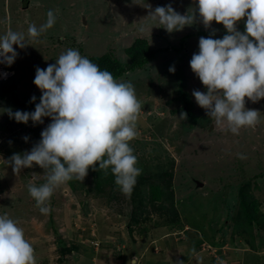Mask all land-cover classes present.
Instances as JSON below:
<instances>
[{"label": "rangeland", "instance_id": "obj_1", "mask_svg": "<svg viewBox=\"0 0 264 264\" xmlns=\"http://www.w3.org/2000/svg\"><path fill=\"white\" fill-rule=\"evenodd\" d=\"M135 2L138 4L133 0H0V35H4L8 30L19 32L25 35L26 43L29 44L23 49L14 46L18 57L11 66L0 64V69L7 71L8 75L13 71V74L9 75L10 78L8 75L7 78H0L2 80L0 83L13 84L20 101L24 103V106H18L9 97L0 101V215L7 214L9 218L17 221L33 247L37 245L36 240L40 235H48L49 247L54 249L57 247L58 238L61 239L64 235L65 222L63 221L62 227L58 228L59 231L52 233L50 214H41L35 201L33 204L29 201L32 198L28 190L29 185L39 186L45 183L46 172L38 165H34L16 174L9 162L14 153L30 151L41 139L42 130L51 120L44 118L43 124L35 125L32 121L27 124L19 123L9 118L7 110L34 111L26 104L31 101L32 96L41 92L33 83L36 68H46L49 64L55 63V60L68 49L78 50L87 58L111 53L124 64L129 60L125 49L135 39L143 37L148 40L151 47L160 50L143 68L126 72L116 80L132 82L142 105L137 121L138 135L131 141V146L140 148L142 143H145L146 158L158 156L163 162L161 164H164L165 155L173 159L171 172L174 174L171 188L180 219L185 223L184 228L173 231V226L156 220L150 206L145 208L150 218L144 219L142 224H128L132 209L130 210L127 199L132 198L130 197L132 194L124 192L120 193L122 202L111 200L112 192L109 197L100 201L94 200L92 196L88 197L87 202L94 211L83 224V211L85 212L84 206L87 207V202L84 204L79 201L80 198L83 199L81 195L83 190L79 188L77 182L75 191L68 182L55 189L48 202L51 211L60 209L58 203H63L64 195L66 201L62 207L63 218H70L71 215L77 217L74 222L80 230L92 228V231L87 232L89 236L94 234V238L99 242H105V239L116 241L115 233L124 232L123 242L127 246L124 251L128 253L123 255L125 259L132 252H136L139 257L145 246V242H138L133 251H130L128 247L133 241H129L126 234H131L133 239H140L141 235L147 239L150 236H159L162 231L167 230L165 236L168 239L171 235L180 234V238L174 241L181 240L182 235L186 236L189 242H192L191 237H198L200 242H203L199 248L210 251L209 255L216 257L217 260L218 258L220 260L222 251L225 258L222 257L220 261H224L223 264H241L246 259L258 263L260 258L264 259V222L258 229L257 236L250 241L251 245L247 247L246 245L243 248L234 247L238 245V239L232 237L231 231L234 225L233 217L238 208L240 183L249 181L253 186L255 181L257 182L256 185L260 188H257L258 191L254 194L259 198L260 208L264 212V99L252 102L245 98L246 108L260 112L259 123L255 127L240 129L238 135L229 130L227 122L217 123L214 118L208 123V127L190 126L189 118L181 117V113L186 111V102L181 99L183 92L193 103L194 110L192 109L190 113L206 112L192 95L193 90L205 92L206 87L191 70L190 60L193 54L199 51L200 37H208L204 32L213 38H222L226 30L222 24L215 21L206 29L196 11V20L192 26H186L182 31L168 33L162 25L153 22L151 17L147 16L156 7L168 4L181 14L187 11L192 13L196 7L192 0H135ZM49 10L56 16L53 28L35 40L29 39L27 34L29 25L34 24L39 28L46 22ZM245 21L246 17L237 25L241 32L245 30ZM141 25H147L148 29L140 31ZM170 66L175 67L174 73L169 72ZM168 97L171 101L165 104L164 100ZM26 136L29 138L27 141L24 140ZM240 154L246 158L241 159ZM99 173L104 175L103 170ZM86 181L88 179L85 180L86 185L92 186ZM59 214L58 210L57 215ZM39 218L45 223L42 229H35L34 224L37 226L35 222ZM107 225L114 230H108ZM188 229L190 230L187 231ZM29 237L35 240H30ZM164 241L161 242L163 250L161 257L167 258L164 254L166 249ZM223 242L231 243V247L222 245ZM44 243L46 245V242ZM189 259L191 257H186L190 263ZM201 259L209 263V256L204 254V257L200 256L197 262L195 261V264H202ZM160 262L157 264H181L180 259L174 254ZM50 263L53 264L52 261Z\"/></svg>", "mask_w": 264, "mask_h": 264}, {"label": "clouds", "instance_id": "obj_2", "mask_svg": "<svg viewBox=\"0 0 264 264\" xmlns=\"http://www.w3.org/2000/svg\"><path fill=\"white\" fill-rule=\"evenodd\" d=\"M192 2L196 5L192 13L181 14L168 4L156 7L147 17L168 33L192 26L196 11L206 29L213 21L224 26L226 34L222 38L210 35L199 39V51L193 54L190 67L206 91L193 90L192 95L209 117L217 123L227 122L229 130L238 135L240 129L259 123L260 112L246 108L245 98L252 102L264 99V0ZM245 17V30L241 32L237 25ZM55 23L56 16L49 10L46 22L39 28L29 25L28 38H39ZM147 29V25H141L139 30ZM26 45L29 44L22 33L8 30L0 35V64L11 66L18 57L14 46L23 49ZM169 72L174 73L175 67L170 66ZM33 83L42 93L35 110L8 109L7 114L24 124L29 121L43 124L44 118H50L51 122L30 151L14 153L9 162L16 174L34 165L46 172L45 183L29 185L28 189L40 213L50 214L48 202L57 187L74 179L84 180L90 167L94 171L110 170L119 189L130 194L142 173L131 147V141L138 135L137 121L142 110L133 83L118 82L110 71L102 70L75 49H68L46 68L37 67ZM35 101L32 96L31 102ZM181 117L186 118V113H181ZM28 139L24 137L25 141ZM240 158L246 157L240 154ZM179 236L170 237L177 240ZM181 240L188 239L182 235ZM237 242L234 247L249 245L242 239ZM201 245L203 242L197 243L196 249L187 254L191 262L186 260L185 264H192L204 254L209 256V263L223 264L222 251L217 260L209 255L210 251L200 249ZM222 245L231 247V243ZM0 264H36L35 250L24 229L7 214L0 215ZM129 264H136L135 258ZM241 264H245L244 260Z\"/></svg>", "mask_w": 264, "mask_h": 264}, {"label": "trees", "instance_id": "obj_3", "mask_svg": "<svg viewBox=\"0 0 264 264\" xmlns=\"http://www.w3.org/2000/svg\"><path fill=\"white\" fill-rule=\"evenodd\" d=\"M204 34L210 36L209 33L204 32ZM159 50V48L151 47L147 39L140 37L135 39V41L125 49V54L129 58L127 63L123 64L111 53H104L99 56H91L89 57V59L93 63L98 64L102 70L107 69L108 71H110L113 74L114 79H117L126 72L143 68L147 63L150 62V60L155 56V53ZM41 95V92L37 93L35 95L36 101H29L26 105H28L30 109L32 108L35 110V105L40 102ZM7 97H9V99L14 104L18 106H24V103L20 101L17 95L16 88L13 84H6V82L0 83V101L6 99ZM181 99L186 102L185 113L186 116L189 118V125H200L201 127H208V123H210L213 118L209 117L206 112H203L202 114L190 113L192 109L194 110V107L192 101L188 99L187 94L185 92L181 94ZM170 101L171 99L168 97L167 99L165 98L164 103L166 104ZM251 131H255V129H251ZM135 143L136 142H134V144ZM132 148L134 149V154L138 158L137 166L142 169V173L137 178V183L131 192L132 195L130 197L132 198L127 199V204H129L130 210L132 209V215L129 214L128 224H142L144 219L147 220L148 218H150L149 214L147 213V210L145 209L146 206H150L152 212L155 213L154 215H156V220L163 221V223L165 222V224L173 226V230L183 228L185 223L182 222L180 219V215L174 200L173 189L171 188V179L174 174L173 171L171 172V169L173 168L172 157L169 155H165L164 164H161L162 161L158 156H155L154 158H146L145 155L147 154V151L144 155V151L146 150L145 143H142V147L140 148H135V146H133ZM138 153L139 155H137ZM148 163H151V165H149ZM99 171L100 170L94 171L90 167L88 170V174L84 178V180L74 179L72 181H68L73 191H75L77 187L75 184L76 182L77 184L79 183V188L83 190L81 194L83 199L80 198L79 201L86 203L87 198L90 196L100 201L106 197H109V194L111 195L112 192L113 195H111L112 197H110L111 200L122 202V199L120 198V193L122 194V191L115 184L114 175L111 173L110 170H103L104 175H99ZM86 179H88V181L86 182L91 183L92 186H88L85 184ZM256 183L257 182L255 181V184L253 185L254 187L252 186V184L250 185L249 181H245L239 184L238 208L235 212L236 214H234L233 217L234 225L231 231L232 237L242 239L249 245H251L250 241L253 240L255 236H257V231L264 222V212L260 208V200L254 194L257 193V188H260L256 185ZM29 201L31 202V204L34 203L33 198H30ZM89 204L90 203L87 202V207L84 206L85 212L82 210L84 221L94 211ZM58 205L60 207H63V203H58ZM58 210L62 212L61 209ZM58 210H56L55 213H51L52 215H49L51 219L49 221L51 223L50 229L52 233H56L57 231H59L58 228L62 227L63 225V216L61 215V213L57 215ZM35 223L39 224L40 220L38 219ZM73 224L74 225L72 226L76 228L77 226L75 222ZM66 230L67 227L64 229V233L66 232ZM90 231H92V228L90 229ZM57 235L60 236V234ZM63 236L64 235H62L61 239L58 238V245L55 250H53V255H55V259H53V261L51 260L53 264H68L70 262L68 255L75 251V249H78L77 243H73L69 239L64 240L66 237ZM90 245L94 249L97 248L99 250L102 246V243L100 242L97 247L93 244ZM258 261V263L254 264H264V259L260 258ZM42 262V264H49V260L48 262ZM245 264L252 263L250 260L246 259Z\"/></svg>", "mask_w": 264, "mask_h": 264}, {"label": "crops", "instance_id": "obj_4", "mask_svg": "<svg viewBox=\"0 0 264 264\" xmlns=\"http://www.w3.org/2000/svg\"><path fill=\"white\" fill-rule=\"evenodd\" d=\"M94 200H97V199L94 198ZM64 201H66V197H64L63 195L62 202L64 203ZM65 204L70 205V203H65ZM60 209L62 210V212L60 213L63 216L64 208L60 207ZM51 213H55V211H51L50 214ZM71 216L72 217L70 218H65V219L62 218L63 221L65 222L64 224L67 227V230L64 233V236L67 239L71 240L73 243L74 242L77 243L78 249H75V251H73L71 254L68 255L69 260H70L68 264H129V261L133 260L134 258H135L136 264H157L158 261L164 262V260H167L173 254L175 255L176 258L178 257L180 259L181 264H184V262L186 261L187 254L190 251H193L194 249H196L197 243L200 242V239H198V237L196 236L191 237L190 235H187V236L191 237L190 239H192V242H189V239L187 241H183V240L174 241L171 237L168 239L167 236H165L167 234V230L164 232L162 231V233L159 234V236L157 235L150 236V238H147V239H145L141 235L140 239H144V240H140L137 238L133 239L131 238V234H126L129 241H133L132 244L129 245L130 247H128L130 251H133L134 247L138 244V242H145V246L144 248H142L141 253L139 254V257L137 256L136 252H132V254H130L129 257L125 259L123 255L128 254V253L124 251L125 248L127 247L125 242H123V240L125 241L124 232L122 234L121 232L115 233L117 235L116 241H113V240L107 241L105 239L104 240L105 242H101L102 246L100 247L99 250L97 249L98 250L97 251L89 244V240L92 238V235L89 236L87 232H89L90 229H88L87 227L86 231H84V230H80L79 227H76V228L73 227L72 225H74L73 223L75 220H77L76 219L77 217H73V215ZM39 220H40V223L36 224L37 226H35V229H38V228L42 229V224L45 223V221L42 220L41 218H39ZM85 223L86 222L84 221L83 224ZM86 226H88V224H86ZM111 226L114 227V224L111 223ZM111 226L107 225V227L109 228L108 230H114ZM158 226L159 225L157 224L156 227ZM106 232L107 230L104 233ZM29 239L35 240L33 237H29ZM48 239H49L48 235H42V236L40 235V237L36 240L37 245L33 247L35 250L36 264L43 263L42 261L48 262V260L50 263L51 260L53 261V259H55V255H53L54 251H52L55 249L54 247L52 248L49 247L50 245L47 244ZM42 241L46 242V245ZM163 241H164V244L166 245L164 254L166 255L167 258L161 257V254L163 252L161 242L163 243ZM195 261H193L192 264H195ZM201 262L202 264H209L205 261V259H201Z\"/></svg>", "mask_w": 264, "mask_h": 264}, {"label": "built area", "instance_id": "obj_5", "mask_svg": "<svg viewBox=\"0 0 264 264\" xmlns=\"http://www.w3.org/2000/svg\"><path fill=\"white\" fill-rule=\"evenodd\" d=\"M5 73L8 75V72L7 71H4L3 69H0V77L1 78H6L7 77V75H4ZM92 235H94V234H92ZM90 243L93 244L96 247L99 245V241L96 240V239L91 240Z\"/></svg>", "mask_w": 264, "mask_h": 264}, {"label": "water", "instance_id": "obj_6", "mask_svg": "<svg viewBox=\"0 0 264 264\" xmlns=\"http://www.w3.org/2000/svg\"><path fill=\"white\" fill-rule=\"evenodd\" d=\"M200 185H201V183H200Z\"/></svg>", "mask_w": 264, "mask_h": 264}]
</instances>
